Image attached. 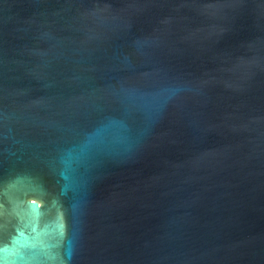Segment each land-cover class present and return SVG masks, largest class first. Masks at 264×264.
<instances>
[{"label":"water","instance_id":"obj_1","mask_svg":"<svg viewBox=\"0 0 264 264\" xmlns=\"http://www.w3.org/2000/svg\"><path fill=\"white\" fill-rule=\"evenodd\" d=\"M0 264H264V0H0Z\"/></svg>","mask_w":264,"mask_h":264}]
</instances>
